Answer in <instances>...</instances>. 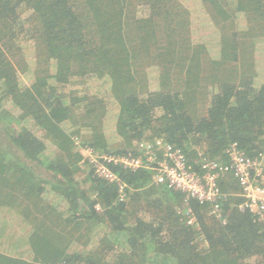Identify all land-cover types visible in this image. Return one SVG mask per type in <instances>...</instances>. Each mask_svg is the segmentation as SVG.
<instances>
[{
  "label": "trees",
  "instance_id": "obj_1",
  "mask_svg": "<svg viewBox=\"0 0 264 264\" xmlns=\"http://www.w3.org/2000/svg\"><path fill=\"white\" fill-rule=\"evenodd\" d=\"M155 138L198 171L264 153V0H0V264H264L233 174L212 212L109 164L121 199L80 163Z\"/></svg>",
  "mask_w": 264,
  "mask_h": 264
},
{
  "label": "built area",
  "instance_id": "obj_2",
  "mask_svg": "<svg viewBox=\"0 0 264 264\" xmlns=\"http://www.w3.org/2000/svg\"><path fill=\"white\" fill-rule=\"evenodd\" d=\"M78 148L83 158L82 162L91 166L97 176L117 184L121 199L124 197L125 183L109 164L132 171L145 169L151 173L154 183L164 184L172 190L182 192L186 199L193 198L200 203H207L212 212L219 211L218 201L226 196L219 189V176L231 173L240 185L237 195L242 197L243 201L239 204V209L249 210L258 221L264 222V167L262 166L264 153L262 152L254 158L248 157L233 143L227 149L228 161L224 163L210 160L203 151H199L198 171L188 168L186 156L180 148L162 138L137 143L136 154L133 155L99 153L88 146ZM187 216V222L191 223L192 215L187 213Z\"/></svg>",
  "mask_w": 264,
  "mask_h": 264
},
{
  "label": "rangeland",
  "instance_id": "obj_3",
  "mask_svg": "<svg viewBox=\"0 0 264 264\" xmlns=\"http://www.w3.org/2000/svg\"><path fill=\"white\" fill-rule=\"evenodd\" d=\"M27 13H28V12H24V15H27ZM28 50H29V51H28V54H27V56H28L27 60L30 61V59H32L34 56H33V52H32V50L29 49V48H28ZM30 53H31V56H29ZM29 66H30V65H29ZM30 68H33V66L30 67ZM19 72H20V71H19ZM155 72H156V71H154L153 68H152V69H151V68L148 69V73H149V75H150L151 78H153L152 76L155 74ZM22 75H23V74H22ZM26 79H27V77L24 75V76H23V80H26ZM26 81H27V80H26ZM197 104H198V106H202V103H200L199 101H198ZM109 105H111V104H109ZM83 133H84V131H83ZM81 164H83V163H81ZM81 164H80V165H81ZM81 168H82V169H86L85 167H82V166H81ZM82 169H81V170H82ZM84 172H85V170H82L79 174H83Z\"/></svg>",
  "mask_w": 264,
  "mask_h": 264
},
{
  "label": "clouds",
  "instance_id": "obj_4",
  "mask_svg": "<svg viewBox=\"0 0 264 264\" xmlns=\"http://www.w3.org/2000/svg\"><path fill=\"white\" fill-rule=\"evenodd\" d=\"M98 152V151H97ZM80 163H84V162H82V161H80ZM89 166V165H88Z\"/></svg>",
  "mask_w": 264,
  "mask_h": 264
}]
</instances>
